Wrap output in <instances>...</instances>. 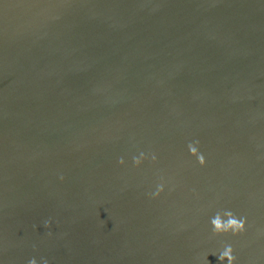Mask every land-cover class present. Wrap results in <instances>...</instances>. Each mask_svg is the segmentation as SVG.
<instances>
[{"label":"water","instance_id":"1","mask_svg":"<svg viewBox=\"0 0 264 264\" xmlns=\"http://www.w3.org/2000/svg\"><path fill=\"white\" fill-rule=\"evenodd\" d=\"M224 210L246 230L215 234ZM229 244L264 264V0H0V264H227Z\"/></svg>","mask_w":264,"mask_h":264},{"label":"clouds","instance_id":"2","mask_svg":"<svg viewBox=\"0 0 264 264\" xmlns=\"http://www.w3.org/2000/svg\"><path fill=\"white\" fill-rule=\"evenodd\" d=\"M199 141L189 143L188 147L190 153L197 157L198 162L200 165H205L207 163V159L203 153L199 150ZM147 157L142 152L139 157H134L135 165L139 166L142 163L143 159ZM152 159L155 160L156 156L153 154ZM119 163L124 164L125 161L123 158H120ZM164 190L163 184L158 186V190L153 193L154 196H159L160 192ZM227 217V219H225ZM211 224L213 226V232L215 234H223V233H233L239 234L246 230L247 225V218L246 217H238L233 211L231 210H224L223 215L220 212H217L214 217L211 218ZM46 224H50V221L46 222ZM219 260L227 261V264H235L236 256L234 255V248L229 244L225 245L224 250L219 254ZM29 264H38L36 258H32L29 261ZM44 264H48V261L45 260Z\"/></svg>","mask_w":264,"mask_h":264},{"label":"rangeland","instance_id":"3","mask_svg":"<svg viewBox=\"0 0 264 264\" xmlns=\"http://www.w3.org/2000/svg\"><path fill=\"white\" fill-rule=\"evenodd\" d=\"M89 96V95H88ZM87 97H84L82 96V105L83 107L81 108V112H88L90 114H94V112L96 113V116H100L102 113H107L109 112V106H113V112L112 114L115 115L117 114L119 111L116 110L120 107V103L116 100H115V97L112 96V97H108V96H100V97H90L88 98ZM88 102L92 104L93 108L95 109H100L101 107V110L98 111V110H95L93 111V108L92 106L88 105ZM140 103V102H139ZM96 117L94 116L93 119H95ZM98 120H101L100 118H97Z\"/></svg>","mask_w":264,"mask_h":264},{"label":"bare ground","instance_id":"4","mask_svg":"<svg viewBox=\"0 0 264 264\" xmlns=\"http://www.w3.org/2000/svg\"><path fill=\"white\" fill-rule=\"evenodd\" d=\"M33 48H35V52L29 54L30 57H32V59L35 58V56H36V52H37V49H38L36 46H34ZM28 69H29V64L26 63L25 70L28 71Z\"/></svg>","mask_w":264,"mask_h":264}]
</instances>
